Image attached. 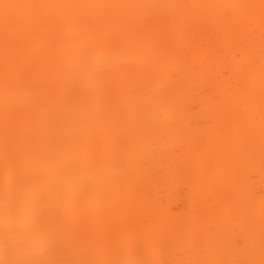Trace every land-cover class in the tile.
Wrapping results in <instances>:
<instances>
[{
	"label": "snow or ice",
	"instance_id": "6c2138e0",
	"mask_svg": "<svg viewBox=\"0 0 264 264\" xmlns=\"http://www.w3.org/2000/svg\"><path fill=\"white\" fill-rule=\"evenodd\" d=\"M222 57L198 135L189 85ZM189 148L177 174L205 211L158 223L139 169ZM225 162L264 175V0H0V264H264V186ZM211 217L243 242L224 250Z\"/></svg>",
	"mask_w": 264,
	"mask_h": 264
},
{
	"label": "bare ground",
	"instance_id": "6f19581e",
	"mask_svg": "<svg viewBox=\"0 0 264 264\" xmlns=\"http://www.w3.org/2000/svg\"><path fill=\"white\" fill-rule=\"evenodd\" d=\"M203 39L209 44H215L216 34L207 32ZM232 54L233 52L228 50L225 56ZM226 67L228 61L222 57L211 66L208 75L192 81L189 85L185 100V119L198 135H209L211 132L210 113L205 101L218 90L223 81L221 73ZM191 155V149H185L183 160L176 157L155 159L139 169L137 199L143 207L154 213L158 223L180 228L205 211L208 191L177 174L182 166L189 163ZM225 167L229 169L230 180L241 191L251 189L258 192L264 186V175L258 166L249 169L225 162ZM219 195L222 198L223 194ZM210 220L216 224V239L224 250L243 242V224H234L227 219L216 217H211Z\"/></svg>",
	"mask_w": 264,
	"mask_h": 264
}]
</instances>
